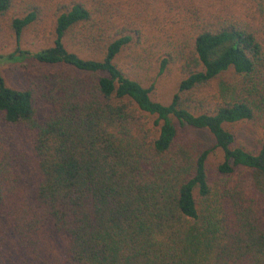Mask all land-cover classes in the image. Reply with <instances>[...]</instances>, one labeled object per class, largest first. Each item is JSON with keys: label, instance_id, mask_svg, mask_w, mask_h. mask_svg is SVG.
Segmentation results:
<instances>
[{"label": "trees", "instance_id": "trees-1", "mask_svg": "<svg viewBox=\"0 0 264 264\" xmlns=\"http://www.w3.org/2000/svg\"><path fill=\"white\" fill-rule=\"evenodd\" d=\"M15 1L0 0L18 40L0 62L52 69L27 88L0 74V201L4 185L6 196L34 177L17 222L66 239L51 264H264V0H59L50 16L39 0L21 12ZM163 2L190 34L161 58L159 74L175 64L183 76L169 103L122 62L145 32L116 20L131 15L124 3L139 14ZM48 17L53 41L22 49L24 31ZM38 101L53 107L41 122ZM245 121L261 130L256 146L237 143L231 126ZM19 125L33 158L10 138ZM200 129L213 147L190 133ZM215 148L218 178L208 167Z\"/></svg>", "mask_w": 264, "mask_h": 264}, {"label": "rangeland", "instance_id": "rangeland-1", "mask_svg": "<svg viewBox=\"0 0 264 264\" xmlns=\"http://www.w3.org/2000/svg\"><path fill=\"white\" fill-rule=\"evenodd\" d=\"M34 0H16L13 10L23 11L26 5ZM59 0H39L41 5H47V16L54 11V5ZM120 0L117 5H122ZM142 3V0H135ZM164 6L146 7L139 6L140 13H132L126 3L121 10L123 13L131 15H121L117 23L127 20L133 26L142 28L145 32L140 43L131 50L124 51L121 59L124 64L134 70L135 75H140L145 82L155 81L152 96L164 103H169L178 90L179 82L182 79L180 68L175 65H169L168 69L159 74L160 62L163 55L174 49L176 42L183 41L190 36L189 32L182 28H188L183 22L181 16L169 10L168 4L163 2ZM156 7V8H155ZM153 8V9H152ZM166 9L167 11H164ZM172 12V13H170ZM120 14L117 15V17ZM10 13L0 16V55H7L14 52L18 47V40L15 30L10 26ZM147 20L149 24H147ZM178 20V21H176ZM47 41L45 40V37ZM49 36V40L47 38ZM53 41L51 34V19L48 17L39 26L38 31L32 29L24 31L20 39V47L32 52L46 46L47 42ZM136 55L139 58H135ZM51 67L42 64L34 58H28L24 61H2L0 62V74L4 77L6 83L16 88H27L32 82L38 80L42 73L51 71ZM230 81L237 82L238 90L244 85V79L241 76L230 74ZM37 119L43 121L52 111V104L48 101H38ZM235 132L237 143L247 147L256 146L260 137V128L254 121L239 122L231 126ZM15 137H10L14 141V146L19 151H24L27 156L34 157L31 143V135L24 125L15 126ZM192 135H196L205 141L208 147H213L215 141L211 134L206 130H191ZM0 140L5 145V122L0 119ZM224 154L220 148L210 154L208 158V167L212 178L219 177L218 165L223 161ZM4 161V158H3ZM34 177L29 178V184L24 185L21 182L10 185V190L0 201V255L3 264H51L53 260L60 258L65 251L66 239L64 237H48L41 234V230L25 231L19 227L17 216L21 206L26 203L29 192L34 190L36 185ZM32 182V183H31ZM31 183V184H30ZM260 195V194H259ZM261 196V195H260ZM264 200V197L261 196ZM19 206L17 205L18 203ZM21 212V209H20ZM21 214V213H20Z\"/></svg>", "mask_w": 264, "mask_h": 264}]
</instances>
